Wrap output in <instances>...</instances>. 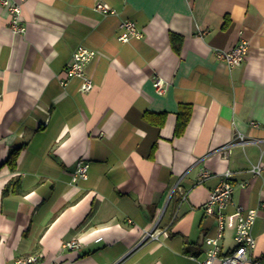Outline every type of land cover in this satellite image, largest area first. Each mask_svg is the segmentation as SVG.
<instances>
[{
  "label": "crops",
  "instance_id": "0c3cea01",
  "mask_svg": "<svg viewBox=\"0 0 264 264\" xmlns=\"http://www.w3.org/2000/svg\"><path fill=\"white\" fill-rule=\"evenodd\" d=\"M123 20L143 38L118 42ZM21 25L13 33L0 6V264H195L215 234L203 207L226 172L234 191L220 247L231 250L236 207L264 203V172H249L264 168V0H23ZM240 40V66L216 59ZM80 47L96 53L87 94L65 73ZM79 159L88 179L73 183ZM259 214L246 264H264ZM153 229L158 239L143 240ZM73 239L80 247L64 249Z\"/></svg>",
  "mask_w": 264,
  "mask_h": 264
},
{
  "label": "built area",
  "instance_id": "2783aa9c",
  "mask_svg": "<svg viewBox=\"0 0 264 264\" xmlns=\"http://www.w3.org/2000/svg\"><path fill=\"white\" fill-rule=\"evenodd\" d=\"M22 2L23 0H0V6L7 10L9 18V26L13 33H23L24 26L22 23ZM93 9L103 15H112L114 10L107 5L97 2ZM143 33L137 26L129 20H123L118 26L117 41L127 43L132 39H142ZM248 47L244 40L228 51L217 49L214 51L218 61L225 63L228 67H238L242 64L247 56ZM96 56L92 50L80 47L72 55L71 61L65 68L66 79L77 78L80 80L79 92L87 94L93 89V83L87 75L85 67ZM60 84L65 85V81L61 80ZM153 88L157 95L166 92L167 83L161 79L153 81ZM238 143H246L243 135H235ZM89 162L85 159H79L75 164V170L71 176L73 183L77 181H86L88 179ZM249 172L253 176H260L264 172V168L260 164L252 165ZM229 172L223 175L220 183L211 191L207 203L203 210L207 217L213 220L215 234L213 237L205 238L207 247L202 258L191 257L195 264H246L252 262L251 254L256 246V240L252 235V227L254 222L260 217L259 211H264V203H260L257 208L244 209L241 206L236 207L237 221L233 235L234 246L228 252L223 253L220 247V241L224 238L226 228V217L224 209L232 203V195L234 191L233 185L228 180ZM207 177L206 173H201V178ZM161 235V230L153 229L146 231L143 240H157ZM80 247V242L73 239L64 243L63 248L67 250H75ZM41 256L32 255L25 258H18L13 264H38Z\"/></svg>",
  "mask_w": 264,
  "mask_h": 264
},
{
  "label": "trees",
  "instance_id": "16d2710c",
  "mask_svg": "<svg viewBox=\"0 0 264 264\" xmlns=\"http://www.w3.org/2000/svg\"><path fill=\"white\" fill-rule=\"evenodd\" d=\"M180 40V38L176 35H171V44L173 46V48L175 49V51H178V45L177 42ZM188 118H189V113L186 114L185 118L182 119L180 122H178L177 127H176V133L180 134L183 132V129L186 125V123L188 122ZM19 150L15 149L14 151H12L8 157L7 163L9 165V167L13 170L15 167V162L18 156ZM11 187H14V189H16L18 187V181L14 180L10 183H8L4 190H3V194L6 195L7 193H9V190H11ZM12 191V190H11Z\"/></svg>",
  "mask_w": 264,
  "mask_h": 264
}]
</instances>
